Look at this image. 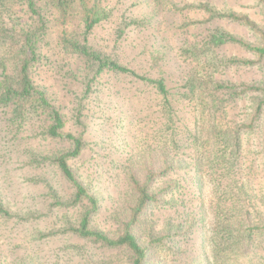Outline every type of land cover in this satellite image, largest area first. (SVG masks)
Segmentation results:
<instances>
[{"label":"trees","instance_id":"1","mask_svg":"<svg viewBox=\"0 0 264 264\" xmlns=\"http://www.w3.org/2000/svg\"><path fill=\"white\" fill-rule=\"evenodd\" d=\"M260 1L264 5V0ZM45 2L46 11L39 0H0V133L8 129L12 132L18 122V132L25 128L38 132L37 137L43 134L51 139H64L72 145L53 156L39 153L36 161L39 164L49 161L54 165L71 190L67 194L62 188L50 185V210L64 214L77 210L79 217L49 232L36 230L33 241L74 236L107 249L127 252L129 262L123 264H153L152 249L161 253L160 264H171L175 257L185 259L182 239L192 232V225L204 222L203 217L195 216L194 222L184 230L177 231L181 226H176L171 233L172 227L168 226L158 235L152 232L148 244H144L136 232L153 208L167 210L180 204L179 191L182 194L185 191L177 174L185 170L188 174L195 171L196 178L204 175L211 178L216 187V198L211 203V233L206 234L212 236L211 253L207 257L210 264H238L240 260L245 264V254L249 260L258 258L264 247V80L237 83L224 73L229 67L264 70V26L248 14L217 11L208 4H196L198 9L210 14V19L218 17L242 24L257 41L228 32L214 34L209 45L202 49L203 59L212 63L206 61V68H201L200 56H196L190 74L179 72L175 64L178 70L172 77L168 69L173 58L153 53L144 67H140L141 73L136 67L106 54L102 46L108 40L91 41L95 29L121 15L124 0ZM148 25L149 22L137 18L117 22L115 30L109 33L117 43L114 49L128 28L143 30ZM51 34L55 35L63 54L79 55L94 70L92 77L84 82L82 101L106 85L112 88L110 79L103 83V77L108 74L110 78L130 77L134 82L149 86L156 95L155 103L146 105V110H152V114L147 113V119L143 118L147 127L144 143L141 148L132 149L124 166L131 200L118 235H111L94 224L103 201L99 196L105 186L102 178L91 179L76 163L87 145L84 134L66 132L65 114L48 89L35 81L34 68L40 61L42 44ZM225 44L243 47L252 57H218L215 47ZM81 111L80 107L77 121L84 126ZM192 191L189 186L184 197L191 196ZM193 200L191 196L190 201ZM12 218L29 223L40 216L13 209L0 188V220L8 222ZM72 246H61L56 257H61ZM30 250L27 256L33 264L38 258L46 257L40 254V249L31 247ZM189 264H199V261Z\"/></svg>","mask_w":264,"mask_h":264},{"label":"rangeland","instance_id":"2","mask_svg":"<svg viewBox=\"0 0 264 264\" xmlns=\"http://www.w3.org/2000/svg\"><path fill=\"white\" fill-rule=\"evenodd\" d=\"M202 3L212 6L217 11L248 14L264 26V5L260 0H124L121 15L95 29L90 38L93 43L108 40L103 42L104 52L124 64L136 67L141 73L143 69L140 67H144L153 53L173 58L168 69L172 77L176 76L178 69L179 72L190 74L196 56H200L201 59L199 67L206 68L204 62L211 60L203 59L205 52L202 49L209 45L214 34L228 32L249 41H257L256 37L240 23L218 17L210 19L209 13L195 6ZM39 4L45 11L47 10L45 0H39ZM133 18L149 22L148 27L143 30L128 28L114 49L117 43L109 33L115 30L117 22ZM197 21L204 23L196 24ZM214 51L221 58L252 57L245 48L233 44L216 46ZM81 58L77 54H63L57 45L55 35L51 34L42 44L41 58L34 68V78L38 84L48 89L54 102L65 114L66 132L84 134L87 145L76 163L82 172L90 175L91 179L97 181L102 178L101 183L105 186L104 193L99 196L103 201L94 224L111 235H118L121 232V220L127 218V205L131 200V190L126 182L124 166L132 149L141 148L144 143L147 131L144 119H147L148 114H152V110H146V105L154 104L156 95L149 86L134 82L130 77L112 75L110 78L111 74H108L103 77V83L110 79L109 85L112 88L103 86V89L96 90L93 95L82 101L86 88L84 82L92 77L94 70ZM175 64L178 69H175ZM158 71L159 69L152 75L156 76ZM225 75L237 83L264 80V70L257 68L229 67L225 69ZM169 80L172 78L169 77ZM180 91L184 90L180 88ZM80 107L84 126L77 121ZM134 121L142 123H133ZM17 124L19 123L14 124L12 132L8 129L0 133V188L13 209L23 213H37L40 218L29 223L17 218H12L8 222L0 220V264H33L27 256L31 247L40 249V254L46 256L38 258L39 261L35 264L129 262L127 252L107 249L70 235L33 241L36 230L41 233L49 232L64 222H75L79 217L77 210H72L70 214L50 210L51 198L48 195L50 185L62 188L67 194L71 190L68 182L54 165L49 161L42 164L36 161L40 157L37 156L39 153L53 156L70 149L72 145L64 139H51L43 134L37 137L38 132L33 133L25 128L18 132ZM131 131L134 132L130 135ZM195 173L193 171L188 174L181 170L177 174V178L183 183L181 188L185 191L183 194L187 193L189 186L193 190L191 193L193 201H190L191 196L184 197L180 190L178 194L180 204L177 207H169L167 210L153 208L136 228L141 241L148 244L147 240L152 232L158 235L171 226L173 233L176 226H181L177 231L184 230L183 228L194 222L195 216L204 218L201 225H192V232L182 239L183 248L186 250L185 259L175 257L171 264H189L193 260L199 261V264H210L207 257L211 253L212 236L206 234L211 233L209 230L213 223L211 203L217 193L214 180L204 177L205 175L201 179L196 178ZM68 244L73 245L72 248L62 253L61 257H56L61 246L65 247ZM169 244L172 246V241ZM152 250L154 257L152 263L160 264L163 261L161 253ZM243 257L245 264H264V247L260 249L255 260H249L248 254ZM238 264H242V260Z\"/></svg>","mask_w":264,"mask_h":264}]
</instances>
